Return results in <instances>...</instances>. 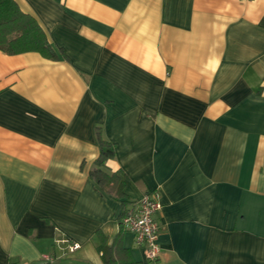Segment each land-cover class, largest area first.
<instances>
[{"label":"crops","instance_id":"crops-1","mask_svg":"<svg viewBox=\"0 0 264 264\" xmlns=\"http://www.w3.org/2000/svg\"><path fill=\"white\" fill-rule=\"evenodd\" d=\"M14 1L58 57L0 50V264H104L146 191L136 261L264 264V0ZM98 135L123 200L89 175Z\"/></svg>","mask_w":264,"mask_h":264},{"label":"trees","instance_id":"trees-1","mask_svg":"<svg viewBox=\"0 0 264 264\" xmlns=\"http://www.w3.org/2000/svg\"><path fill=\"white\" fill-rule=\"evenodd\" d=\"M0 50L9 54L37 51L47 58L58 57L57 50L37 20L22 11L14 0H0ZM98 147L96 166L89 171V175L98 187L123 200L124 181L116 173L105 169V161L114 156V146L110 140L98 135ZM122 231L120 224V232L112 242L98 246L104 264H141L123 246Z\"/></svg>","mask_w":264,"mask_h":264},{"label":"built area","instance_id":"built-area-1","mask_svg":"<svg viewBox=\"0 0 264 264\" xmlns=\"http://www.w3.org/2000/svg\"><path fill=\"white\" fill-rule=\"evenodd\" d=\"M160 207L155 191H146L133 201L121 216L120 224L124 229L134 233L135 243L142 247L147 260H154L158 256L157 243L159 225L155 213ZM77 247L72 244L71 249ZM38 264H54L51 257L44 255V260Z\"/></svg>","mask_w":264,"mask_h":264}]
</instances>
